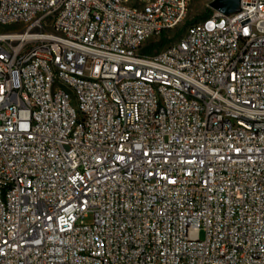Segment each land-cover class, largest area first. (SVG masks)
I'll return each instance as SVG.
<instances>
[{"label": "built area", "instance_id": "obj_1", "mask_svg": "<svg viewBox=\"0 0 264 264\" xmlns=\"http://www.w3.org/2000/svg\"><path fill=\"white\" fill-rule=\"evenodd\" d=\"M192 1L0 0V264H264V0Z\"/></svg>", "mask_w": 264, "mask_h": 264}, {"label": "rangeland", "instance_id": "obj_2", "mask_svg": "<svg viewBox=\"0 0 264 264\" xmlns=\"http://www.w3.org/2000/svg\"><path fill=\"white\" fill-rule=\"evenodd\" d=\"M212 0H193L190 4L187 16L184 22L174 29H170L166 32V38L170 40L166 45L170 42L179 39L182 34L185 32L187 27L194 22H199L203 20V15L209 10L210 3ZM8 27L0 26V31L7 30ZM160 38H156L155 42H159ZM165 45V46H166ZM201 239H205V232L200 233Z\"/></svg>", "mask_w": 264, "mask_h": 264}, {"label": "water", "instance_id": "obj_3", "mask_svg": "<svg viewBox=\"0 0 264 264\" xmlns=\"http://www.w3.org/2000/svg\"><path fill=\"white\" fill-rule=\"evenodd\" d=\"M241 0H212L210 8L224 15H230L239 11Z\"/></svg>", "mask_w": 264, "mask_h": 264}, {"label": "trees", "instance_id": "obj_4", "mask_svg": "<svg viewBox=\"0 0 264 264\" xmlns=\"http://www.w3.org/2000/svg\"><path fill=\"white\" fill-rule=\"evenodd\" d=\"M213 10L212 9H209L204 15H203V20L208 18L209 16H211L213 14ZM195 23V22H194ZM193 24V23H191ZM190 24V25H191ZM166 32L167 31H164L160 34V41L159 42H155V43H152L151 44V47L154 48V49H157L158 51L161 50L162 48L165 47V45L170 41L166 38Z\"/></svg>", "mask_w": 264, "mask_h": 264}]
</instances>
